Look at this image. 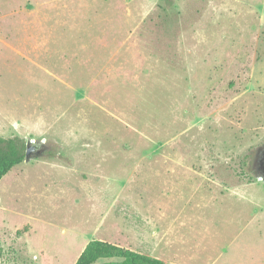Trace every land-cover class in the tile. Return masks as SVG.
I'll return each instance as SVG.
<instances>
[{
	"label": "rangeland",
	"instance_id": "374dc122",
	"mask_svg": "<svg viewBox=\"0 0 264 264\" xmlns=\"http://www.w3.org/2000/svg\"><path fill=\"white\" fill-rule=\"evenodd\" d=\"M0 136V264H264V0H0Z\"/></svg>",
	"mask_w": 264,
	"mask_h": 264
},
{
	"label": "trees",
	"instance_id": "16d2710c",
	"mask_svg": "<svg viewBox=\"0 0 264 264\" xmlns=\"http://www.w3.org/2000/svg\"><path fill=\"white\" fill-rule=\"evenodd\" d=\"M27 142L19 136H0V180L14 166L25 161ZM119 258L120 261H104L100 264H174L102 239L89 241L74 264H97L99 260Z\"/></svg>",
	"mask_w": 264,
	"mask_h": 264
},
{
	"label": "crops",
	"instance_id": "0c3cea01",
	"mask_svg": "<svg viewBox=\"0 0 264 264\" xmlns=\"http://www.w3.org/2000/svg\"><path fill=\"white\" fill-rule=\"evenodd\" d=\"M240 185H242V184H240ZM136 209L137 208H135V207H132V213L133 214H137V213H141V211H136ZM105 218H103L102 220H104ZM137 236H138V231H136V227H133L131 230H128L127 232H126V245H128L129 247H127V248H130V249H132V250H135V249H133V247H134V245L136 244L135 243V241H138V240H140L141 238H137ZM142 240H144V237H142ZM107 241V240H106ZM115 244H117V243H115ZM118 245H120V244H118ZM132 247V248H131ZM137 251H139V250H137ZM141 252V251H140ZM146 254V253H145ZM154 257H156V256H154ZM157 258H159V257H157ZM159 259H161V260H163L164 262L165 261H168V260H166V259H162V258H159Z\"/></svg>",
	"mask_w": 264,
	"mask_h": 264
},
{
	"label": "water",
	"instance_id": "95a60500",
	"mask_svg": "<svg viewBox=\"0 0 264 264\" xmlns=\"http://www.w3.org/2000/svg\"><path fill=\"white\" fill-rule=\"evenodd\" d=\"M34 141H30L28 142L27 144V152H26V160H29L31 158V154L35 149V146L34 145H31V143H33ZM261 179H263V177H260Z\"/></svg>",
	"mask_w": 264,
	"mask_h": 264
},
{
	"label": "flooded vegetation",
	"instance_id": "af4514ba",
	"mask_svg": "<svg viewBox=\"0 0 264 264\" xmlns=\"http://www.w3.org/2000/svg\"><path fill=\"white\" fill-rule=\"evenodd\" d=\"M259 168L260 171L264 174V155L259 159Z\"/></svg>",
	"mask_w": 264,
	"mask_h": 264
}]
</instances>
